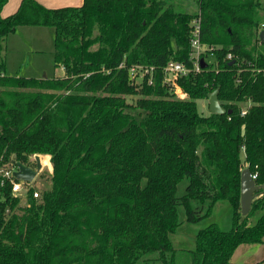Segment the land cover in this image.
<instances>
[{
  "label": "trees",
  "instance_id": "obj_1",
  "mask_svg": "<svg viewBox=\"0 0 264 264\" xmlns=\"http://www.w3.org/2000/svg\"><path fill=\"white\" fill-rule=\"evenodd\" d=\"M8 1L0 0V166L48 154L52 172L51 186L38 198L31 190L25 205L0 176V264H231L241 244L264 242V193L241 211L243 169L264 184V0H21L4 15ZM196 16L211 48L203 54L213 55L179 78L182 99L163 68H193ZM20 25L54 28L63 76L7 73L3 43ZM132 65L154 66V82L133 81ZM216 89L227 111L201 113L198 100ZM220 200L232 206L231 228L211 223L195 248L177 249L178 206L197 223Z\"/></svg>",
  "mask_w": 264,
  "mask_h": 264
},
{
  "label": "rangeland",
  "instance_id": "obj_2",
  "mask_svg": "<svg viewBox=\"0 0 264 264\" xmlns=\"http://www.w3.org/2000/svg\"><path fill=\"white\" fill-rule=\"evenodd\" d=\"M20 0H9L3 9V14L8 9L15 7V12L18 9ZM49 7H61L66 5L79 6L83 0H40ZM179 2L181 0H178ZM188 2V1H187ZM183 11H196L195 6H181ZM55 30L51 26L45 25H20L14 32L10 33L3 43L1 56L6 63L8 74L23 75V76H63L64 68L55 64L54 57ZM176 95V94H175ZM179 98H187L180 97ZM135 98V97H134ZM199 111L203 114L210 112L208 98L198 100ZM37 155V154H36ZM42 155L43 166L33 180V185L40 190L51 186L52 163L50 155ZM33 156V155H32ZM32 161V160H31ZM45 161H47L45 163ZM32 167L35 164L31 163ZM189 180L183 179L179 185L177 194L183 195L186 191V186ZM26 196L21 195V204L25 205ZM181 225L175 233L171 235L174 246L177 249H193L195 248V234L199 229L208 226L211 223H217L221 228L228 230L232 226V207L229 201L220 200L216 203L213 212L210 216L203 218L197 223L186 221V210L183 205L178 206ZM262 214V211L257 210L250 217V223L253 224ZM179 264H186L180 262Z\"/></svg>",
  "mask_w": 264,
  "mask_h": 264
},
{
  "label": "built area",
  "instance_id": "obj_3",
  "mask_svg": "<svg viewBox=\"0 0 264 264\" xmlns=\"http://www.w3.org/2000/svg\"><path fill=\"white\" fill-rule=\"evenodd\" d=\"M192 25V37H191V46H192V55L191 59L193 60V68L187 66L184 62H180L177 60H171L169 61L163 68V80L168 83L171 87V89L174 91V93L180 97L187 96L186 91L182 88V86L179 84L178 80L179 78L187 75L190 71H199L202 67L200 65V59L202 57L205 58L207 61L212 57V53H208L204 55L203 53L206 52L208 49H211L208 47L207 44L202 43L200 38V30H201V18L199 16L193 17L191 21ZM264 30V22L260 25V32ZM229 59H232L233 55L232 53H229L227 55ZM156 68L154 66H145V65H132L130 67V75L133 79V81L141 82L145 81L148 83L154 82V74H155ZM245 111H243L244 113ZM32 160V161H31ZM31 162L35 164L36 167V154L31 156ZM47 161H45L46 163ZM28 165V164H27ZM43 165V162H42ZM31 166V164L29 165ZM32 167V166H31ZM34 167V168H35ZM16 166H10V165H3L0 166V176L4 178H8L12 182V191L15 194L25 196L28 195V193H32L33 197L38 198L40 196V189L38 187H35L33 185V179L32 181H27L23 179H16L14 175V171L17 169ZM252 176L254 179L257 178V173H252Z\"/></svg>",
  "mask_w": 264,
  "mask_h": 264
},
{
  "label": "water",
  "instance_id": "obj_4",
  "mask_svg": "<svg viewBox=\"0 0 264 264\" xmlns=\"http://www.w3.org/2000/svg\"><path fill=\"white\" fill-rule=\"evenodd\" d=\"M260 38L264 41V30L260 32ZM208 62L204 57L200 59L201 67H206ZM209 108L212 113H224L227 110L222 106L218 98V89L208 95ZM230 112V110H229ZM42 155H36V167H31L21 161L17 162V169L14 171L16 179L32 181L42 168ZM260 193H264V184L256 183L249 167L243 169L241 174V211L243 215L249 213L252 202Z\"/></svg>",
  "mask_w": 264,
  "mask_h": 264
},
{
  "label": "crops",
  "instance_id": "obj_5",
  "mask_svg": "<svg viewBox=\"0 0 264 264\" xmlns=\"http://www.w3.org/2000/svg\"><path fill=\"white\" fill-rule=\"evenodd\" d=\"M20 2L21 0L18 2V7L20 5ZM14 9L15 7L8 9V11L4 13V15L11 14L12 11H14ZM196 234H195V239H196ZM231 262H232L231 264H264V242L241 244L234 252Z\"/></svg>",
  "mask_w": 264,
  "mask_h": 264
}]
</instances>
